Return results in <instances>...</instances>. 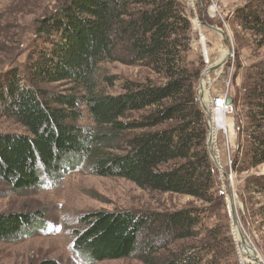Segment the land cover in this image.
<instances>
[{
	"label": "trees",
	"instance_id": "trees-1",
	"mask_svg": "<svg viewBox=\"0 0 264 264\" xmlns=\"http://www.w3.org/2000/svg\"><path fill=\"white\" fill-rule=\"evenodd\" d=\"M235 18L237 47L243 32L264 46V0L245 3ZM33 34L23 67L0 81V116L24 129L0 134V182L14 191L28 190L85 166L97 177L192 197L213 206L147 215L84 214L72 250L89 263L135 255L143 264H226L225 252L233 247L229 230L201 227L203 216L223 204V194L197 97L203 62L187 59L192 27L181 2L67 0L37 21ZM115 62L144 67L156 79L124 80L121 92L108 93L104 84L116 78L105 75L102 65ZM53 83L68 88H42ZM234 90L233 106L244 118L237 129L247 146L233 164L248 171L264 164V59L246 68L242 86ZM81 107L90 125L78 124ZM244 189L264 196V175L248 177ZM259 213L264 216V207ZM42 219L40 214L0 215V241L32 235L44 227Z\"/></svg>",
	"mask_w": 264,
	"mask_h": 264
},
{
	"label": "rangeland",
	"instance_id": "rangeland-1",
	"mask_svg": "<svg viewBox=\"0 0 264 264\" xmlns=\"http://www.w3.org/2000/svg\"><path fill=\"white\" fill-rule=\"evenodd\" d=\"M65 1L67 0H0V81L8 71L23 67L30 52L36 22L54 13ZM179 1L186 10L192 27L193 51L187 53V59L194 64L203 62L197 82V97L199 100L202 96L207 111L206 114L199 102L208 127V156L218 171V190L223 194V204L215 209L213 207L214 214L203 216L201 227L229 230L233 247L227 248L225 252L228 255L224 258H227L226 264H256L249 256L242 257L240 253L241 244L237 240L231 215L233 206L238 233L251 247L260 263L264 264V216L259 213L264 207V196L245 192L244 189L248 177L264 175V164L248 171H239L238 165L234 168V157L238 161L247 145L237 129L238 123L242 124L244 118L241 120L240 115H237L232 100L223 113L225 125L214 129L211 134L212 125L216 124L214 99L225 94L232 99L234 88L242 86L246 68L264 59V46L258 47L251 35L241 33L238 36L240 48L236 44L235 34L240 29L235 10L251 0ZM212 2L218 6L215 16ZM226 55L221 67L204 74L206 69L218 64ZM102 68L105 75L116 78L112 85L104 84L108 93L121 92L124 80L142 82L146 78L156 79L148 69L140 66L115 62L105 63ZM42 88L57 92L68 87L53 83L44 84ZM81 110L82 119L78 124L90 125L91 120L86 111L83 107ZM23 132L21 125L13 119L0 116V134ZM209 139L216 164L209 154ZM84 167L69 172L57 181L44 179L39 186L28 190L14 191L0 182V215L40 214L43 219L39 222L45 223L44 227H33L32 235H22L15 241H0V264H40L44 260H53L56 264H143L135 255L95 263L80 260L72 250L74 233L82 227L80 217L96 211L125 210L137 215H147L187 207L207 208L209 211L213 206L186 195L143 190L124 179L97 177ZM214 189L217 190V187ZM197 241L181 244L188 246ZM163 253L162 255L166 254L164 251Z\"/></svg>",
	"mask_w": 264,
	"mask_h": 264
},
{
	"label": "bare ground",
	"instance_id": "bare-ground-1",
	"mask_svg": "<svg viewBox=\"0 0 264 264\" xmlns=\"http://www.w3.org/2000/svg\"><path fill=\"white\" fill-rule=\"evenodd\" d=\"M203 91H205V87H204ZM215 113H216V117H215L216 124L214 125V123H213L212 128H211V134H212V131H214V129L216 130L217 128L221 127V125H223L224 122H225V119H224V116H223V112L221 111L220 108L217 109L215 111ZM232 208H233V206H232ZM235 227H236V229H235L236 231L235 232L237 233V235H236L237 240L241 244L239 250H240V253H241L242 257H243V255H244V257H245V255H247V256L254 255L255 256V254L252 251L251 247L248 245V243L246 241H244V239L240 235V233H238L239 228L236 225H235Z\"/></svg>",
	"mask_w": 264,
	"mask_h": 264
},
{
	"label": "water",
	"instance_id": "water-1",
	"mask_svg": "<svg viewBox=\"0 0 264 264\" xmlns=\"http://www.w3.org/2000/svg\"><path fill=\"white\" fill-rule=\"evenodd\" d=\"M229 48V52H231V49H230V47H228ZM228 55V54H227ZM227 55L218 63V64H216L215 66H213V67H209L208 69H206L205 71H204V74L205 73H207V72H209V71H211V70H215V69H217V68H219V67H221V65L225 62V60H226V58H227ZM199 102H200V104H201V107H202V109H203V111L207 114V111L205 110V106H204V104H203V99H202V96H200V98H199ZM227 103L229 104V103H231V99L230 98H228L227 99ZM208 149H209V154H210V157H211V159H212V161L214 162V164H216V161H215V157H214V153H213V151L210 149V146H211V140L209 139L208 140ZM219 167V166H218ZM231 215H232V219H233V223L235 224V225H237V219H236V217H235V214H234V212H233V208H231ZM249 258L253 261V262H255L256 264H261L260 263V260H258V258H257V256L255 255H252V256H249Z\"/></svg>",
	"mask_w": 264,
	"mask_h": 264
},
{
	"label": "built area",
	"instance_id": "built-area-1",
	"mask_svg": "<svg viewBox=\"0 0 264 264\" xmlns=\"http://www.w3.org/2000/svg\"><path fill=\"white\" fill-rule=\"evenodd\" d=\"M211 5H212V8L215 10V12H214V16L216 15L215 13H216V11H218V6L214 3V2H212L211 3ZM227 96H226V94L224 95V96H218L217 98H215L214 99V108H215V110H217V109H221V111L223 112V113H225L226 112V109L228 108V106H230L227 102H226V100H227ZM223 124V123H222ZM223 125H225V124H223ZM223 125H221V126H223Z\"/></svg>",
	"mask_w": 264,
	"mask_h": 264
},
{
	"label": "crops",
	"instance_id": "crops-1",
	"mask_svg": "<svg viewBox=\"0 0 264 264\" xmlns=\"http://www.w3.org/2000/svg\"><path fill=\"white\" fill-rule=\"evenodd\" d=\"M192 45V44H191Z\"/></svg>",
	"mask_w": 264,
	"mask_h": 264
}]
</instances>
